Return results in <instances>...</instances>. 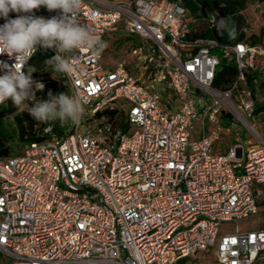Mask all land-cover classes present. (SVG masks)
Listing matches in <instances>:
<instances>
[{
  "label": "built area",
  "instance_id": "1",
  "mask_svg": "<svg viewBox=\"0 0 264 264\" xmlns=\"http://www.w3.org/2000/svg\"><path fill=\"white\" fill-rule=\"evenodd\" d=\"M61 13L41 6L8 19ZM212 14L221 18L215 8L198 20L213 26ZM78 19L103 43L137 35L136 71L104 66L103 50L63 54L76 61L63 80L84 112L67 133L46 126L42 140L0 157V264H177L209 252L219 264L263 260L264 226L239 220L264 210V137L248 120L264 114L255 113L264 36L197 35L184 0H83ZM0 62L13 66L15 54ZM223 62L236 76L220 88ZM223 134L236 143L216 153Z\"/></svg>",
  "mask_w": 264,
  "mask_h": 264
},
{
  "label": "clouds",
  "instance_id": "2",
  "mask_svg": "<svg viewBox=\"0 0 264 264\" xmlns=\"http://www.w3.org/2000/svg\"><path fill=\"white\" fill-rule=\"evenodd\" d=\"M83 0H0V17L6 22L0 26V54L12 57L15 54L16 63L9 67L0 62V70L5 74L0 75V104L11 100L17 108L27 106L28 114L38 123L47 124L59 121L62 125L71 121L78 125L82 118L84 107L82 98L78 95L59 93L53 95L48 92V99L35 102L29 107L26 100L35 101L36 90L42 91L44 84L35 82L32 74L36 69L28 66L29 60L38 48L55 49L56 55L44 61L53 73L71 77L77 70L74 58L63 55L74 50L89 49L99 54L105 47L101 37L94 34L88 26L80 23V14ZM41 6L49 11L62 10L59 17L45 19L34 15L20 16L8 19L10 12L32 13ZM212 22L217 31L227 32L229 38H235V29L224 18L216 19V14L211 15ZM54 78H57L53 75Z\"/></svg>",
  "mask_w": 264,
  "mask_h": 264
},
{
  "label": "trees",
  "instance_id": "3",
  "mask_svg": "<svg viewBox=\"0 0 264 264\" xmlns=\"http://www.w3.org/2000/svg\"><path fill=\"white\" fill-rule=\"evenodd\" d=\"M249 0H184V3L189 7L192 16L195 19H199L206 10L219 9L221 12V18H224L235 29V38H229L227 32L221 34L217 31L216 25L211 26L203 22L197 21L196 34L202 37H210L217 39L224 43H233L237 41H250L256 42L264 36V26L260 29L259 35L256 33L247 36L243 30V26L246 25V19L243 15V10ZM264 2V0H259ZM264 16V11H263ZM54 56L50 50L38 48L37 52L29 60V64L25 66H32L36 69V72L32 74V78L41 77L48 74H53L63 79V75L59 73H53L52 69L45 65L44 61ZM236 76L235 65L230 63H222V69L216 78L215 85L220 88L227 87ZM56 83L54 81H45L44 89L38 90V94L41 100L48 99V92L51 91L53 95H56ZM69 89V88H68ZM255 90V87H253ZM260 92L264 91V82L258 85ZM70 95V90L68 91ZM255 113L259 115L264 112V101H256ZM33 106V105H32ZM9 117H12L13 124L16 128L13 132L8 130L6 121ZM71 121L64 123L63 125L56 121L52 123L55 133L58 135L65 134L72 127ZM47 124L38 123L35 121L27 111V108L18 111V108L12 104L11 100L6 101L0 106V157H9L18 153L24 145L40 141L44 138V128ZM187 258L181 259L177 264H185Z\"/></svg>",
  "mask_w": 264,
  "mask_h": 264
},
{
  "label": "rangeland",
  "instance_id": "4",
  "mask_svg": "<svg viewBox=\"0 0 264 264\" xmlns=\"http://www.w3.org/2000/svg\"><path fill=\"white\" fill-rule=\"evenodd\" d=\"M264 2L259 0H249L246 4L245 9L243 10V15L246 19V25L243 26V30L246 32L247 36H251V34L256 33L259 35L260 29L264 26ZM139 42V37L137 35H126L123 33H111L109 36L104 38L105 47L103 49V60L102 63L106 67H114L119 63H125L135 74V64L136 57L132 54V49L134 44ZM56 76V75H55ZM53 77V74L44 75L41 77L32 78L33 81L38 80L39 78L44 79V81H54L56 83L55 88L57 94L59 93H68L69 87L65 84L64 80L61 77L56 76ZM35 86H33V91H35ZM258 101H264V91L258 92L257 95ZM41 100L40 95L37 91H35V101L26 100L24 103L31 107L35 102H39ZM27 106L18 108V111H22L26 109ZM249 122L254 123L256 129L264 137V114L262 116H254L252 118H248ZM7 128L11 132L16 128L13 124L12 117H9L6 121ZM241 126L244 128L242 131V140L241 143H244V140H247L250 135L247 132V127L243 124ZM198 129V128H196ZM253 142H256L255 139H252ZM236 140L233 136H227L223 134L221 138L216 142L215 151L218 152H226L230 146L234 145ZM245 144V143H244ZM246 146V144H245ZM239 225L243 229H258L261 226H264V210L258 212L255 215L250 216L249 218L240 219ZM223 231L234 230V223H223L222 224ZM185 264H219L216 261L215 254L213 252L205 253V254H196L192 256ZM256 264H264V259L257 262Z\"/></svg>",
  "mask_w": 264,
  "mask_h": 264
},
{
  "label": "crops",
  "instance_id": "5",
  "mask_svg": "<svg viewBox=\"0 0 264 264\" xmlns=\"http://www.w3.org/2000/svg\"><path fill=\"white\" fill-rule=\"evenodd\" d=\"M201 254H202V253H201ZM198 255H199V254H198ZM190 258H193V257H188V260H189ZM188 260H187V261H188Z\"/></svg>",
  "mask_w": 264,
  "mask_h": 264
}]
</instances>
